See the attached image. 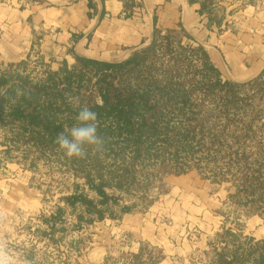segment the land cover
Here are the masks:
<instances>
[{"label": "trees", "instance_id": "16d2710c", "mask_svg": "<svg viewBox=\"0 0 264 264\" xmlns=\"http://www.w3.org/2000/svg\"><path fill=\"white\" fill-rule=\"evenodd\" d=\"M188 1L212 18L206 0ZM171 31L156 29L151 44L121 61L77 56L73 64L64 60L53 70L41 56L31 68L29 59L0 67V88L7 93L0 96V128L10 131V147L22 149L26 157L31 150L39 157L63 155L54 141L75 123L78 112L68 96L98 113L103 151L89 150L84 159L65 156L67 166L84 180L67 197L90 215H79L82 219L115 217L117 193L147 180L155 172L144 169L148 164L177 174L209 167V176L217 180L236 168L238 192L263 199L264 145L253 152L246 140L254 138L253 118L260 111L249 88L264 89V72L243 83L224 79L203 45L176 42ZM17 88L28 95L16 98ZM86 186L95 197L84 191ZM131 209L122 207L123 212ZM224 234L231 235L229 230ZM216 255L222 264H264V239L239 241Z\"/></svg>", "mask_w": 264, "mask_h": 264}, {"label": "rangeland", "instance_id": "374dc122", "mask_svg": "<svg viewBox=\"0 0 264 264\" xmlns=\"http://www.w3.org/2000/svg\"><path fill=\"white\" fill-rule=\"evenodd\" d=\"M25 1L54 3V0H23L22 4ZM120 1L125 5L126 15L134 13L140 6L139 0ZM206 2L213 10L211 24L218 28L225 23V29L231 27L232 30L236 20L244 21L255 8L264 5V0ZM205 18L210 22L207 15ZM156 29L160 28H155L153 33ZM160 30L163 33L172 30V37L183 45H203L184 27ZM153 39L154 34L149 42L136 50L144 49ZM33 50L26 58L30 60V68L42 56L37 49ZM156 58L158 62V55ZM43 60L47 62L44 57ZM9 63H0V67ZM249 90L250 100L255 98L254 103L260 109L253 118L254 138L246 140L254 152L264 145V89L255 86ZM9 135V130L0 128V239L7 240L22 260L32 264H162L165 250L158 243L143 240L137 252L127 250L129 244L136 240L133 232L127 230L131 228V222L138 223L140 219L147 218L156 207L160 223H218L205 233L199 225L189 232L187 238L196 246L190 256V264H222L216 262V253L223 247L233 248L239 241L264 239V195L262 200H254L252 198L256 194L246 196L243 190L238 192L236 183L240 172H236V168L231 171L223 168L226 178L217 180L209 176L213 173L209 167L200 169L194 166L177 174L164 173L169 169L167 166L148 164L144 169L155 172L147 180L142 178L140 184L128 185L125 191L117 193L120 203L114 206L115 217L87 221L79 217L83 214L90 216L85 208L67 201V197L76 191L75 184L83 186L84 180L67 166L65 155L56 153L39 157L30 149L26 157L22 149L10 147ZM197 160L191 158L189 161ZM11 190L17 200L13 204L7 200ZM84 191L91 197L96 196L87 186ZM124 205H131L132 209L123 212ZM228 230L231 235L224 234ZM98 247L103 248V256L97 252Z\"/></svg>", "mask_w": 264, "mask_h": 264}, {"label": "crops", "instance_id": "0c3cea01", "mask_svg": "<svg viewBox=\"0 0 264 264\" xmlns=\"http://www.w3.org/2000/svg\"><path fill=\"white\" fill-rule=\"evenodd\" d=\"M53 2L0 0V63L24 60L33 49L53 70L64 60L73 64L77 56L120 61L149 42L155 28L184 27L208 49L224 79L244 82L264 72V5L244 21L236 20L232 30L225 29V23L216 28L199 12V5L188 0H139L140 6L130 15L120 0ZM13 190L7 196L10 204L17 202ZM147 216L131 222L127 230L136 240L127 250L137 252L143 240L158 243L165 250L162 264H190L196 246L187 238L189 232L196 225L202 233L218 225L160 223L157 207ZM97 252L104 255L103 248Z\"/></svg>", "mask_w": 264, "mask_h": 264}, {"label": "clouds", "instance_id": "9594fccd", "mask_svg": "<svg viewBox=\"0 0 264 264\" xmlns=\"http://www.w3.org/2000/svg\"><path fill=\"white\" fill-rule=\"evenodd\" d=\"M7 93L0 88V96H6ZM28 95L27 90L17 88L15 90L16 98H22ZM68 101L73 107L78 108L75 116V123L59 133L54 141L58 150L63 151L67 158L84 159L92 152L103 151L105 139L99 133L98 113L87 105H81L78 97L68 96ZM0 264H32L31 261L22 260L11 248L8 241L0 239Z\"/></svg>", "mask_w": 264, "mask_h": 264}]
</instances>
